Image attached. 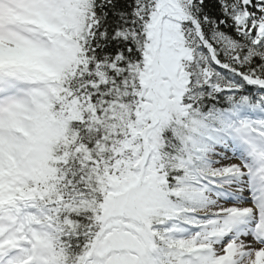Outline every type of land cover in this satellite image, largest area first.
<instances>
[{
	"label": "snow or ice",
	"instance_id": "1",
	"mask_svg": "<svg viewBox=\"0 0 264 264\" xmlns=\"http://www.w3.org/2000/svg\"><path fill=\"white\" fill-rule=\"evenodd\" d=\"M0 264H264V0H0Z\"/></svg>",
	"mask_w": 264,
	"mask_h": 264
}]
</instances>
